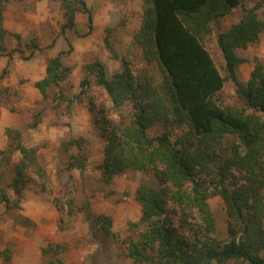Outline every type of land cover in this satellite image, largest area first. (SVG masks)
Segmentation results:
<instances>
[{"label":"trees","instance_id":"16d2710c","mask_svg":"<svg viewBox=\"0 0 264 264\" xmlns=\"http://www.w3.org/2000/svg\"><path fill=\"white\" fill-rule=\"evenodd\" d=\"M8 1L0 0V58L9 59L0 82L14 54L23 53L19 48L9 50L5 43L2 23ZM61 1L71 17L79 10L88 13L92 29L93 16L85 1ZM145 5L142 26L133 40L145 60L158 67L161 83L155 84L147 73L135 75L126 59L122 72L111 78L101 63L90 67L95 84L107 92L115 110L127 105L134 110L128 123L110 124L102 116L101 135L107 145L98 167L101 181L111 183L119 174L142 171L151 173L156 183H142L136 191L142 219L132 225L143 226V231L130 240L124 256L132 264H264V120L257 114L264 113V63L256 57L250 79L242 83L238 72L247 61L237 54L238 49L259 44L264 0H145ZM239 8L242 18L231 27L218 28L219 50L211 52L206 38L214 32L212 24L219 25ZM15 37L20 42V35ZM62 55L49 59L45 78L35 82L45 99L50 87L67 98L61 83L70 68ZM228 81L234 83L244 110H232L220 99ZM89 87L85 79L81 94ZM88 105L94 112L92 102ZM25 112L34 121L30 129L38 128L44 110ZM157 127L162 133L152 136L150 131ZM4 133L9 149L22 156L13 183L21 196L28 176L43 180L46 171L39 149L23 144V131L4 128ZM76 142L71 139L62 145L69 150ZM3 160L4 165L12 162L9 157ZM2 181L1 173L0 204L8 205L11 199ZM215 193L222 197L229 217L227 241L217 236L208 202ZM85 212L94 235L112 236L110 216L94 214L89 204Z\"/></svg>","mask_w":264,"mask_h":264},{"label":"rangeland","instance_id":"374dc122","mask_svg":"<svg viewBox=\"0 0 264 264\" xmlns=\"http://www.w3.org/2000/svg\"><path fill=\"white\" fill-rule=\"evenodd\" d=\"M83 1L92 12V29L88 13L79 10L71 17L61 0H9L3 12L6 46L9 50L19 48L23 53L14 54L9 72L0 82V110L16 113L13 118L18 123L17 129L23 131L22 142L39 149L46 175L43 180L29 175L22 195H17L13 186L15 167L22 156L9 149V139L0 124L1 185L11 199L8 205L0 204V264H132L123 252L130 240L137 239L143 231V226L132 225L142 219L136 191L142 183L156 185L154 176L128 171L115 176L111 183H103L98 168L107 145L101 135L102 116L110 124L128 123L134 110L131 105L115 110L107 92L95 84L96 74L90 67L101 63L111 78L122 72V60L126 59L135 75L147 73L155 84L161 83L158 67L145 60L133 40L144 20L145 0ZM259 13L264 18V10ZM242 16L243 9L239 8L219 25L212 24L214 32L206 38L211 52L219 50L218 28L231 27ZM16 34L20 35V42ZM56 44L63 47L62 61L70 68L67 80L61 83L66 100L60 98L55 87L48 89L46 99L35 87V82L46 76L48 60L55 58L50 51L57 50L52 48ZM237 54L247 61L238 72L239 80L246 83L255 58L264 63V33L258 45L238 49ZM85 79L90 81V87L81 94ZM220 99L232 110L245 109L232 81L226 83ZM89 102L94 112L89 109ZM26 109L37 113L44 110L42 127L30 129L34 121ZM257 114L264 120V113ZM7 118L6 121H12L11 116ZM161 133L160 127L150 131L152 136ZM71 139L76 144L65 150L62 144ZM8 157L12 162L4 165L3 159ZM208 202L216 220L217 236L227 241L229 217L224 201L215 193ZM87 204L94 214L112 218L110 238L93 234L85 212ZM49 247L56 249L45 253Z\"/></svg>","mask_w":264,"mask_h":264},{"label":"crops","instance_id":"0c3cea01","mask_svg":"<svg viewBox=\"0 0 264 264\" xmlns=\"http://www.w3.org/2000/svg\"><path fill=\"white\" fill-rule=\"evenodd\" d=\"M7 14V13H6ZM6 14H5V19H6ZM5 22H6V20H5ZM6 29L7 30H10L9 29V27L6 25ZM52 48H57V50H53ZM51 49V53H52V55L54 56V57H57V56H59L62 52H61V50H63V47L60 45V44H56L55 46H53ZM52 51H54V53L52 52ZM9 64V59H8V57H1L0 58V75L2 74V72H3V70L7 67V65ZM16 77V74H11V78H15ZM28 77V76H27ZM15 114L16 113H13L12 114V112L8 109H3V110H0V124H1V126L2 127H4V128H13V129H17L18 128V123H17V121L16 120H14V118H16V116H15ZM11 116V118H12V121H10V122H8V121H6V120H9L8 118H7V116ZM12 115H14V116H12ZM14 117V118H13ZM10 118V117H9ZM40 127H42V124H40L39 125V128Z\"/></svg>","mask_w":264,"mask_h":264}]
</instances>
